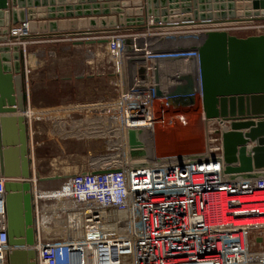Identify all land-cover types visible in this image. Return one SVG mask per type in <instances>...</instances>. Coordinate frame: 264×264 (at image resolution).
<instances>
[{
    "label": "built area",
    "instance_id": "built-area-1",
    "mask_svg": "<svg viewBox=\"0 0 264 264\" xmlns=\"http://www.w3.org/2000/svg\"><path fill=\"white\" fill-rule=\"evenodd\" d=\"M208 24L221 27L196 30L195 35L180 30L154 33L158 28L174 27L155 24L149 16L143 31L120 28L106 37L118 75V95L107 104L112 117L116 111L119 125L117 154L103 159L104 166L69 176L58 189L40 190L38 179L32 180L36 184L32 189L34 244L17 248L33 250V262L264 264V178H229L222 143L228 124L219 120L209 123L207 119L205 151H158L157 128L169 122L170 114L165 109L169 97L164 91L162 96L156 95L148 57L151 42L159 37L162 43L171 40L174 47L178 39L192 35L198 49L202 34L209 31H249L264 36V19ZM156 25L160 27L153 28ZM30 34L28 22L10 30L8 45H19L23 58ZM137 37L149 42L147 90L143 92L127 86L122 74L125 40ZM186 49H182L184 53ZM193 55L198 62V52ZM193 97L198 98L199 111L205 116L201 84ZM27 115L33 117L26 111L28 119ZM212 126L214 129H210ZM130 128L144 130L141 138L152 147V166L132 167ZM6 182L0 176V264H10L14 250L9 245Z\"/></svg>",
    "mask_w": 264,
    "mask_h": 264
},
{
    "label": "water",
    "instance_id": "water-1",
    "mask_svg": "<svg viewBox=\"0 0 264 264\" xmlns=\"http://www.w3.org/2000/svg\"><path fill=\"white\" fill-rule=\"evenodd\" d=\"M92 1L96 0H88V3H95L90 6L84 5L85 0L78 3L75 0H0V170L8 179L5 185L8 235L9 245L14 248L9 256L10 264H36L33 250L17 248L34 244L32 180L38 178L45 182L68 178L60 175L39 178L31 170L23 53L19 45H8L14 26L28 22L33 33L42 27L41 24L47 29L48 22L44 21L48 19L63 17L66 15L63 12L72 16L71 11L81 15V10L86 16L102 17L100 29L117 27L137 32L146 28L149 16L162 27L264 19V0ZM97 21L90 19V29H97ZM49 23L51 31L59 29L55 21ZM72 23V31H76L77 25ZM156 27L160 26L153 28ZM100 42L107 43V39ZM148 43L143 37L127 38L126 57L122 60L124 83L141 92L147 90ZM198 55L205 116L208 120L228 124V129L222 133L226 173L231 174L230 179L264 178V36L240 38L226 31H209L201 36ZM180 79L188 84L178 86L169 96L175 103L192 104L194 78L188 75ZM156 95L162 96L159 88ZM245 129L248 130L246 134L240 132ZM143 133L141 128L128 130L134 169L153 165V150L142 140ZM247 139L256 143L250 151L246 148Z\"/></svg>",
    "mask_w": 264,
    "mask_h": 264
},
{
    "label": "rangeland",
    "instance_id": "rangeland-1",
    "mask_svg": "<svg viewBox=\"0 0 264 264\" xmlns=\"http://www.w3.org/2000/svg\"><path fill=\"white\" fill-rule=\"evenodd\" d=\"M65 14L66 15L63 17H55L51 20L55 21L57 26H59L58 30L54 32L51 31L49 26L50 23L48 22L46 24L47 29L41 24L42 27H39L36 32H31V36L28 40L29 44L26 46V58H23L24 72L25 75L27 74L26 81L32 78L36 80L42 78L50 81L57 78L59 79L62 75L69 76V74L74 77V75H78L80 71L74 61L78 63L81 58V60H84L88 64L87 68L82 69L85 73L81 75L85 76L86 74H90L94 76L95 79L94 82L92 81V84L81 81V85H56L48 90L47 93L40 90L38 92V98L41 99L44 96L47 99L45 103L51 106H60L63 105V102L77 103V101L75 102L72 98L61 101V98L70 97L67 94H74V92L83 94V96L92 93V97L96 94L97 99L95 101L92 100L94 101L93 104L86 106L83 105L86 101L84 98L82 99L81 112L84 114L77 115L75 113L76 116L80 117H67L69 121L71 119H78V123L75 125H69V121H63L64 119L62 118H64V116L61 119L59 116L57 119H60L63 123L61 127L52 130L53 132H51L50 135L52 141L50 142H48L47 136L37 132L35 127L34 130L36 134L33 136V150H31L30 158L32 172L33 174L35 172L39 178L46 177L47 175L50 176L54 173H66V176L69 177L93 167L104 166L106 161L103 159L113 156V154L116 155L117 149L115 148L116 145L119 144V125L116 119V111L112 117L111 109L107 105L110 103L111 99L114 102L118 95V75L114 63L110 59L104 44H101L98 48L88 49L90 52H84L83 50L80 54H76V58L70 61L67 60V53L61 46L72 44L77 37H79V39H84L87 36L89 37L90 34H82L83 36L65 35L63 37H59V34L64 35L72 31V28H74L72 22H75V26L77 25L76 31H78L79 26V30L81 31L90 29L91 24L90 18L86 20L85 18L82 20H75L73 15L67 16V13ZM101 24L102 22H100V20L97 21L98 27H100ZM238 33L239 35L245 36L253 32L242 31ZM188 37L189 36L182 38L181 40L178 39L179 41H183V43H179V45L182 44V46H184V43L189 41ZM81 42L86 44L84 40H81ZM176 45L177 44L174 46ZM43 47L46 50L39 51ZM182 49H186V47H182ZM194 52H192V54ZM195 55H192V57L194 58ZM174 57L177 59L173 61L175 64H190L188 53L179 52L176 53ZM63 58L66 59L64 60ZM192 62L198 65V73L200 74L199 60L197 62L196 59H193ZM194 87L196 88L198 85H194ZM195 92H197V88ZM193 96L194 94L192 97ZM185 100L186 99H184V101ZM86 107L90 110H87ZM165 109L169 111L170 117L165 127L160 128L159 126L157 128L156 142L158 151L161 152V154L198 153L205 151L206 145L208 144L205 134L208 125L206 116L199 111L201 110V104L198 98L194 99L193 97L192 104L175 103L173 99H169ZM54 118L55 117H52L51 121L54 120ZM41 120L42 119H37V121ZM150 149L152 150V147H150ZM101 161L103 163L96 164ZM62 181L63 180H58L57 182L59 183L54 187L51 186V188L50 186L44 187L42 183H39L38 186L40 190H50L55 187H57L55 189H58Z\"/></svg>",
    "mask_w": 264,
    "mask_h": 264
},
{
    "label": "crops",
    "instance_id": "crops-1",
    "mask_svg": "<svg viewBox=\"0 0 264 264\" xmlns=\"http://www.w3.org/2000/svg\"><path fill=\"white\" fill-rule=\"evenodd\" d=\"M78 1L79 0H75ZM65 2H69V0H65ZM92 2H97L96 1H92ZM112 2V1H111ZM131 2V1H130ZM95 3H88V0H85V4L84 5H90L92 6ZM91 10V9H90ZM72 13H74L73 17L75 20H82L85 18V20L87 18L93 19L95 18L96 20H100V18L102 17H94V16H88L86 17V15L83 13L84 10H81V15H77V11H71ZM63 14H65V12H63ZM104 18V17H103ZM51 21L50 19H48V21H44V22H49ZM40 22V21H38ZM221 27L220 25H210L208 23H189L187 25H182V26H177L174 28H158L155 29L153 32L154 33H161V32H170V31H186V32H190L192 31L190 34H196V30H202V29H210V28H218ZM86 28V27H84ZM80 26L78 28V31H69L67 33H65L64 35H60L59 37H63L65 35H76V36H83L82 34L76 33V32H80L81 30ZM120 29V28H119ZM116 28L113 29H100L99 27H97V29H87L85 31H92V34H87L89 35V37H85L84 40L86 42V44H78L77 42H81V40L79 39V37L75 38L76 40L73 41L72 44H67L64 46H61L63 50H65V52L67 53V60H72L74 58L77 57L76 54H80V52H82L84 50L87 52H90L88 49H93V48H98L101 44H104L106 46V50H107V43H102L100 42L103 39H106L107 36H109V34H113L115 33V31L117 32V30H119ZM126 29L123 28V31H125ZM127 31V30H126ZM75 32V33H73ZM130 32H134L132 29H130ZM242 32V31H240ZM252 33V32H251ZM230 35H235L238 36L240 38H247L250 36H255L254 33L250 34V35H239L238 32H232L229 33ZM159 35V34H158ZM158 35H156V37H158ZM93 36V37H91ZM192 35H190L188 38V42H185L184 46L187 49H192V51L198 52L197 49V43L196 40H193V37H191ZM156 39V38H155ZM153 40L151 42V45H149L148 49L150 51L149 52V64H151V66L153 67V71L151 72L155 78L156 81V89L158 88L161 90L162 95H163V91L166 92L167 96L169 97V99H171V97L169 96L174 90L175 88H177V85L180 86H186L188 84L187 81L185 80H181L180 78L183 76H188L191 75L194 78V83L195 85H198L199 88L200 84L202 87V77L201 75L198 73V69L196 68L195 63H190L189 65H183V64H175L173 61L177 60L175 56L176 53H179L178 50H175L174 47L176 46H171V42H164L162 43V41L160 40V38L158 37V39ZM90 41H94V43H87ZM179 43H183V41H179L176 44ZM182 46V44H181ZM188 46H191L188 48ZM46 49L43 47L41 48L39 51H45ZM191 51V53H192ZM150 52H153L152 55ZM108 53V50H107ZM109 55V53H108ZM81 57V56H80ZM156 57V59H155ZM64 60L66 58H63ZM60 60V59H59ZM75 65L77 67H79V74L78 75H74V77L69 74V76L67 75H62L61 78H57V79H53L48 81L47 79H39L36 80L34 78H32L31 80H27L26 81V89H27V94H28V101H27V114L30 113V115L32 114L33 117L30 118L28 115V119L30 118V120L28 121V127H29V136H30V142H29V147H30V151L33 150V136L36 134V131L41 133V134H45L47 136V140L48 142L52 141V138L50 137L51 132H53L52 130H54L55 128L57 129L58 127H61L62 125V121H60V119L64 116L63 121H69V117L70 118H76V117H80V116H76V114H84L81 112L82 108V99L84 98V100L86 101V103H83L84 106L86 105H91L93 104V102L97 99L96 94H94V97H92V93H90L89 95H84L80 94V93H76L74 92V94H67L70 97H64L61 98V101H65V100H69V98H72L73 100H75V102L77 101V103H66L63 102V105L60 106H51L50 104H46L45 100H47L44 96L39 99L38 98V92L40 90H42L43 92L47 93L48 90H50L51 88L57 86H68V85H73L77 84V85H81L82 82L81 81H85V83L88 84H92V81L94 82L95 77L90 75V74H86L85 76L81 75L82 73H85V71H82V69H85L88 67L87 62H85L84 60H81L78 63H76L74 61ZM176 86V87H175ZM163 90H162V89ZM195 88V90H196ZM195 93V92H194ZM80 94V95H78ZM203 94V91H202ZM94 100V101H92ZM112 100V99H111ZM38 102V103H35ZM40 104V105H37ZM62 104V103H61ZM204 104V103H203ZM68 106V107H67ZM91 108V107H90ZM204 108V107H203ZM87 110H90L86 107ZM60 113V115H59ZM76 113V114H75ZM86 113V112H85ZM60 116V119H57ZM55 117L54 120L51 121V118ZM32 119V120H31ZM37 119H42L41 121H37ZM36 121V122H35ZM78 123V119H71L69 121V125L70 124H77ZM210 123V122H209ZM65 125V124H64ZM72 125V126H73ZM36 127V131L34 130ZM210 129H214V127H210ZM243 134H246L248 132V130H242L240 131ZM49 136V137H48ZM247 151H250L253 147L256 146L255 142H252L250 139H247ZM32 166V165H31ZM32 170V169H31ZM36 173L34 172V175ZM66 176V173H54L50 176ZM0 176H2L1 174V170H0ZM40 176V175H39ZM3 177V176H2ZM43 177V176H40ZM46 177H49L48 175ZM5 178V177H4ZM8 181V179H7ZM37 181V179H36ZM42 183L44 187H49L51 188L54 187L57 183V181H45V182H40ZM39 187V186H38ZM57 188V187H55ZM53 188V189H55Z\"/></svg>",
    "mask_w": 264,
    "mask_h": 264
},
{
    "label": "bare ground",
    "instance_id": "bare-ground-1",
    "mask_svg": "<svg viewBox=\"0 0 264 264\" xmlns=\"http://www.w3.org/2000/svg\"><path fill=\"white\" fill-rule=\"evenodd\" d=\"M182 47H185V46H181V45H179V44H177L176 45V47H174L175 48V50H179L178 52H183V50L181 49ZM189 47H191V46H188V48ZM192 51V49H188V50H185V52H187L188 54H189V60H190V63H193L192 62V60H193V58H192V55L194 54H192V53H190ZM192 52H194V51H192ZM211 123H214L215 122V120L214 121H210ZM215 124H216V122H215ZM217 126V125H216ZM214 127V126H213ZM38 179V178H37ZM40 182H42V181H40Z\"/></svg>",
    "mask_w": 264,
    "mask_h": 264
}]
</instances>
